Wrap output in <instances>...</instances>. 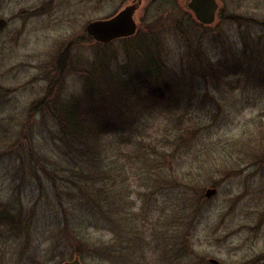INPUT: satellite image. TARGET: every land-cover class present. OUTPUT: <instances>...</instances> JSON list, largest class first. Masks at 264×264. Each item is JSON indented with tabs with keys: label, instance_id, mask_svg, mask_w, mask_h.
<instances>
[{
	"label": "rangeland",
	"instance_id": "obj_1",
	"mask_svg": "<svg viewBox=\"0 0 264 264\" xmlns=\"http://www.w3.org/2000/svg\"><path fill=\"white\" fill-rule=\"evenodd\" d=\"M218 2L217 24L195 22L201 28L188 36L217 59L235 57L244 41L264 50V0ZM133 3L0 0L7 20L0 31V210L18 213L21 228L0 225V264H60L76 255L83 264H264V81L252 74L232 71L227 82L208 84V98L198 94L203 103L138 122V150L122 146L105 160L120 203L112 221L101 215L89 228V215L72 203L68 173L51 182L49 168L63 161L51 142L52 117L39 105L82 94L98 48L87 24ZM185 14L176 0H142L134 13L137 34L158 33L175 68L185 51ZM113 44L106 52L117 51L121 63L123 45Z\"/></svg>",
	"mask_w": 264,
	"mask_h": 264
},
{
	"label": "trees",
	"instance_id": "obj_2",
	"mask_svg": "<svg viewBox=\"0 0 264 264\" xmlns=\"http://www.w3.org/2000/svg\"><path fill=\"white\" fill-rule=\"evenodd\" d=\"M185 13V24L181 27L184 28L181 34L185 51L176 68L163 57L159 35L154 31L117 40L123 45L121 63H115L117 51L106 52L113 42L100 44L89 36L98 48L92 67L84 72L82 94L66 101L49 103L43 100L39 105L52 117L55 129L51 142L63 161L62 164L52 163L49 178L55 183L59 172L68 173L72 203L89 215V228L97 227L101 215L110 222V215L117 212L120 203L114 196L111 167L105 160L117 150L120 152L122 146L138 143L135 140L142 118L171 117L183 106L190 108L198 102L203 103V99H197L198 94L203 93V98H208L205 90L208 84L227 82L233 76L232 71L247 77L252 74L264 81L261 43H247L244 40L249 37L245 34L244 46L236 51L235 57L229 59L224 53L221 59L212 58L202 47L199 37L196 42L188 36L189 30H198L199 26L188 12ZM260 21L264 28V19ZM239 79H231L230 85L238 89ZM118 138L121 142L117 143ZM134 148L138 150L139 146ZM30 163L37 165L35 156L30 155ZM18 220V213L6 208L0 210V225L11 232L21 230ZM78 234H71V237ZM92 244L98 246L99 242ZM65 261L62 259L60 264Z\"/></svg>",
	"mask_w": 264,
	"mask_h": 264
},
{
	"label": "water",
	"instance_id": "obj_3",
	"mask_svg": "<svg viewBox=\"0 0 264 264\" xmlns=\"http://www.w3.org/2000/svg\"><path fill=\"white\" fill-rule=\"evenodd\" d=\"M135 6H128L117 15L90 22L86 26L87 34L93 40L107 44L115 38L127 37L135 34L136 23L133 19ZM187 9L191 12L194 19L203 26H213L216 23L217 10L219 9L218 0H190ZM7 26V20L0 18V31ZM216 189H207L204 193L205 199H210L216 194ZM210 264H217L216 260L210 259ZM62 264H83L78 255L70 261Z\"/></svg>",
	"mask_w": 264,
	"mask_h": 264
},
{
	"label": "flooded vegetation",
	"instance_id": "obj_4",
	"mask_svg": "<svg viewBox=\"0 0 264 264\" xmlns=\"http://www.w3.org/2000/svg\"><path fill=\"white\" fill-rule=\"evenodd\" d=\"M141 1H142V0H137V3H133V4H130V5H126L125 7H123V9H125V8L128 7V6H133V5L137 8V6L140 5ZM152 1H155V0H152ZM189 2H190V0H176L177 6H178L181 10H183L184 12H188V13L192 16L193 20H194L196 23H198V22L194 19V17H193V15L191 14V12L187 9V6H188ZM220 7H221V5H220V3H219V9L217 10V18H216V23H215V24H217V21H218V18H219V13H220V10H221ZM136 8H135V11H136ZM123 9H121L120 11H122ZM120 11H119V12H120ZM135 11H134V13H135ZM119 12L115 13L114 15H112V16H110V17H108V18H111V17L117 15ZM108 18H106V19H108ZM133 19H134V22L136 23L135 18H134V14H133ZM103 20H104V19H103ZM198 24H199L200 26H203V25H201L200 23H198ZM215 24H214V25H215ZM203 27H208V26H203ZM138 28H139V26H138V24L136 23V31H135V34L137 33ZM135 34H134V35H135ZM134 35H132V36H127V37H119V38H115V39H113L112 41H110V42H108V43H112V42H115V41H117V40H121V39L131 38V37H133ZM103 44H104V43H103Z\"/></svg>",
	"mask_w": 264,
	"mask_h": 264
}]
</instances>
